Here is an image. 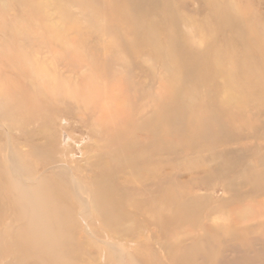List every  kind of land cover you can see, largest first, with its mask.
Masks as SVG:
<instances>
[{
	"label": "rangeland",
	"instance_id": "374dc122",
	"mask_svg": "<svg viewBox=\"0 0 264 264\" xmlns=\"http://www.w3.org/2000/svg\"><path fill=\"white\" fill-rule=\"evenodd\" d=\"M137 25L143 34L158 35L166 47L172 35L180 39L181 89L187 92L192 76L197 113L211 124L197 139L193 172L186 171L177 140L167 141L164 160L153 169H175L182 183L164 184L170 188L166 198L142 192L124 214L112 215L116 220L109 227L87 208L84 218L76 219L80 231L100 245L102 264L111 247L107 242L117 243L108 231L135 227L170 242L188 240L196 264H264V0H0V160L3 146L16 150L12 125L21 52L38 72L50 71L61 60L52 50L65 54L68 38L73 44L69 50L77 57L68 62L70 70L78 61L90 69L93 57L107 72L121 74L127 95L137 91L132 100L136 107L150 100L158 80L154 75L162 68L151 59L140 73L130 43L142 41L130 29ZM191 44L192 68L185 63ZM58 65V71L69 76L63 64ZM164 69L169 77L174 66L168 61ZM144 148L157 149L150 143ZM50 169L31 165L30 170L49 175ZM5 180L0 178V235L9 221L3 198L11 194V185ZM130 180L131 188L157 189L153 173L135 174ZM68 197L80 216L81 208ZM46 211L67 225L66 214L55 205Z\"/></svg>",
	"mask_w": 264,
	"mask_h": 264
},
{
	"label": "bare ground",
	"instance_id": "6f19581e",
	"mask_svg": "<svg viewBox=\"0 0 264 264\" xmlns=\"http://www.w3.org/2000/svg\"><path fill=\"white\" fill-rule=\"evenodd\" d=\"M140 28L130 27L142 36L141 42L130 40L140 73L151 59L162 68L154 75L158 80L152 98L141 107L132 101L137 91L127 95L121 74L107 72L97 59L91 57L88 70L80 61L70 70L68 62L77 57L69 50L73 44L68 38L63 44L68 48L66 55L52 50L61 60L52 63L50 71L38 72L33 61L23 52L19 54L16 121L12 125L16 150L3 146L0 160V178L11 185V194L3 198L9 221L0 235V257L6 256L0 264H88V259L89 264H102L100 245L82 234L76 219L84 218L90 208L109 227L116 220L112 215L124 214L127 204L142 192L166 198L170 188H163L164 184L182 183L175 169L169 173L153 169L164 160L168 140H177V150H184L186 171H194L197 139L211 120L207 122L206 116L197 113L192 76L187 92L181 89L180 39L172 35L166 47L158 35H145ZM192 44L185 62L191 68ZM168 61L174 66L169 77L164 69ZM58 64H63L69 76L58 71ZM149 143L157 148L155 152L144 148ZM31 165L33 169L51 166V174L31 171ZM152 173L157 189L130 187L135 174ZM68 196L81 208L80 216ZM49 205L66 214V228L61 216L55 218L46 211ZM58 234L62 237L56 239ZM107 235L117 243L107 242L111 247L105 264H196L188 240L170 242L157 233L146 235L137 227L108 231ZM121 242L129 247L127 252L125 246L118 247Z\"/></svg>",
	"mask_w": 264,
	"mask_h": 264
}]
</instances>
